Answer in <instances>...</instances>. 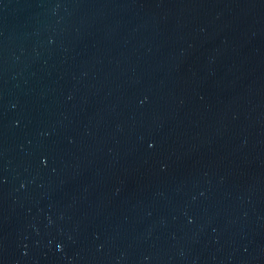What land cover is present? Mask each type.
I'll return each instance as SVG.
<instances>
[{
	"label": "water",
	"instance_id": "95a60500",
	"mask_svg": "<svg viewBox=\"0 0 264 264\" xmlns=\"http://www.w3.org/2000/svg\"><path fill=\"white\" fill-rule=\"evenodd\" d=\"M0 264H264V0H0Z\"/></svg>",
	"mask_w": 264,
	"mask_h": 264
}]
</instances>
